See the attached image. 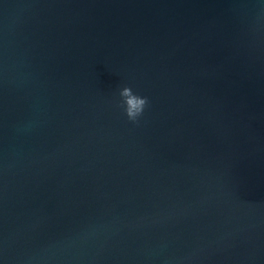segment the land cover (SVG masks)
<instances>
[{"label": "water", "instance_id": "obj_1", "mask_svg": "<svg viewBox=\"0 0 264 264\" xmlns=\"http://www.w3.org/2000/svg\"><path fill=\"white\" fill-rule=\"evenodd\" d=\"M0 264H264V0H0Z\"/></svg>", "mask_w": 264, "mask_h": 264}, {"label": "clouds", "instance_id": "obj_2", "mask_svg": "<svg viewBox=\"0 0 264 264\" xmlns=\"http://www.w3.org/2000/svg\"><path fill=\"white\" fill-rule=\"evenodd\" d=\"M120 96L123 98L124 111L129 121L138 123L149 104L148 98L135 94L132 88L127 86L122 88Z\"/></svg>", "mask_w": 264, "mask_h": 264}]
</instances>
